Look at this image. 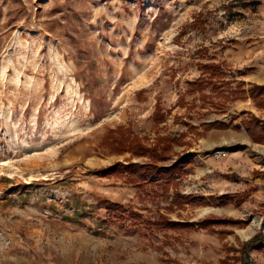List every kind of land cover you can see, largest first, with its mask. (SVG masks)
I'll return each mask as SVG.
<instances>
[{"label":"rangeland","instance_id":"rangeland-1","mask_svg":"<svg viewBox=\"0 0 264 264\" xmlns=\"http://www.w3.org/2000/svg\"><path fill=\"white\" fill-rule=\"evenodd\" d=\"M203 63L219 69L203 72ZM258 76L264 0H0V264H261L264 180L251 175L264 170V137L242 122L264 121V95L249 93L264 85ZM201 77L207 82L196 84ZM117 128L147 145L179 138L159 162L183 163L177 184L101 176L118 162L150 161L104 145ZM214 128L253 140L246 168L223 165V142L206 144ZM250 188L240 205L173 203ZM102 199L142 220L248 223L216 227L224 233L147 229L107 221Z\"/></svg>","mask_w":264,"mask_h":264},{"label":"trees","instance_id":"trees-1","mask_svg":"<svg viewBox=\"0 0 264 264\" xmlns=\"http://www.w3.org/2000/svg\"><path fill=\"white\" fill-rule=\"evenodd\" d=\"M197 19H195L196 21ZM203 72L215 73L219 69V65L215 63H203L201 64ZM207 82L206 78H199L195 81L196 84L203 85ZM242 91V90H241ZM250 96L257 99L264 95V85L253 84L250 88ZM259 104H261L259 102ZM165 116L161 112V108L157 105L154 112V120L156 124L164 121ZM243 125L248 130L249 134L256 140H258L257 129L261 131V136L264 137V121L256 116L242 119ZM215 123L207 124L208 127L213 126ZM118 132V135H115ZM179 138H171L169 135L159 136L153 145H147L144 139L137 134H133L130 128L123 130L121 128L109 130L105 135L103 144L109 147L112 152L123 153L127 151L133 152L138 156H148L150 161L143 163L130 161L128 163L118 162L107 168L98 170L101 176H116L126 177L130 183L135 186L144 187L148 185L162 188L163 190H169L171 186L177 184V178L183 174V163H173L171 165L159 164L161 161H166L170 158L169 153L173 148V144L177 143ZM233 178H239L237 174L231 175ZM251 179L254 181L264 180V170H254L251 175ZM250 190L243 191L242 193H223L217 196L211 195L208 198L205 196H176L173 199V203L180 205L186 203L195 204H217L228 205L229 203H235L237 205L242 204L247 200ZM99 204L106 209L107 221L112 222H124L127 219H131V225H136L142 222L147 229L157 230H193L197 226L203 229H207L211 232L224 233L223 229L216 228L219 225L233 223V224H247L248 220H236L234 218H221L217 216H210L204 219L197 220L196 222L190 221H178L172 220L166 215H159L154 220H142V216L134 210H127L123 205L117 202H113L109 199L100 200ZM261 247H264L261 246Z\"/></svg>","mask_w":264,"mask_h":264},{"label":"crops","instance_id":"crops-1","mask_svg":"<svg viewBox=\"0 0 264 264\" xmlns=\"http://www.w3.org/2000/svg\"><path fill=\"white\" fill-rule=\"evenodd\" d=\"M258 79H259L260 83L264 82V77L258 76ZM190 84H193V81ZM249 103H250V101H249ZM217 121L219 122L220 120H217ZM222 121L225 122L224 120H222ZM234 125L239 127V125H237V124H234ZM231 131L233 132V130H230V128L229 129L214 128L211 130V132H209L208 138L206 139V141H209V142L208 143L205 142V143L207 145H212V144L214 145V144H219L218 142H223L222 146H224L226 149H228L227 158H225V159H223L224 157L220 158V159H223L222 160L223 165L225 166L226 164H228V165L235 167L236 169L246 168L248 165L247 164V161H248L247 156L249 153H251V151L247 150L246 148H249L248 146H251L250 143H253V140L251 139L252 141H249V140L243 139L242 141L240 140L241 141L240 142L239 140L236 139L237 138L236 136L230 135ZM228 135L230 137H228ZM220 136H223L224 139H220ZM246 136L250 137L247 133H246ZM228 184L231 187H234L233 183H232V185L230 182ZM235 190H238V189L236 188ZM259 242H255V244L257 245ZM257 253L260 254V252H257ZM258 254H257V256L259 258L263 257V262L261 264H264V256H263L264 254H262V253H261L262 255H258Z\"/></svg>","mask_w":264,"mask_h":264},{"label":"built area","instance_id":"built-area-1","mask_svg":"<svg viewBox=\"0 0 264 264\" xmlns=\"http://www.w3.org/2000/svg\"><path fill=\"white\" fill-rule=\"evenodd\" d=\"M224 155H225V150H220V149L214 151V153H213V156L216 158H220Z\"/></svg>","mask_w":264,"mask_h":264}]
</instances>
